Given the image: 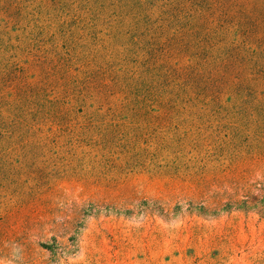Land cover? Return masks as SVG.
Returning a JSON list of instances; mask_svg holds the SVG:
<instances>
[{"label":"rangeland","instance_id":"374dc122","mask_svg":"<svg viewBox=\"0 0 264 264\" xmlns=\"http://www.w3.org/2000/svg\"><path fill=\"white\" fill-rule=\"evenodd\" d=\"M0 264H264V0H0Z\"/></svg>","mask_w":264,"mask_h":264}]
</instances>
